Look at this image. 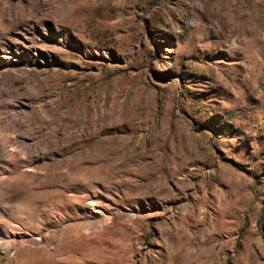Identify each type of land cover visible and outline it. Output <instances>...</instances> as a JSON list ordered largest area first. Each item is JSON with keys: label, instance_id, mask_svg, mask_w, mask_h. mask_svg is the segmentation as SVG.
I'll return each instance as SVG.
<instances>
[{"label": "rangeland", "instance_id": "1", "mask_svg": "<svg viewBox=\"0 0 264 264\" xmlns=\"http://www.w3.org/2000/svg\"><path fill=\"white\" fill-rule=\"evenodd\" d=\"M0 24L49 30L42 105L87 128L0 159L20 264H264V0H0Z\"/></svg>", "mask_w": 264, "mask_h": 264}, {"label": "bare ground", "instance_id": "2", "mask_svg": "<svg viewBox=\"0 0 264 264\" xmlns=\"http://www.w3.org/2000/svg\"><path fill=\"white\" fill-rule=\"evenodd\" d=\"M56 37L61 39V43L68 45V40L60 32ZM38 39H51L49 30L38 28L36 32H33L21 27L13 32L0 24V89L7 91L10 89L17 95V98L10 99L7 104L0 106V109H3L0 111V130L5 127L17 128V134H22L27 138V141L24 139L17 141L8 138L9 135L0 136V140H3L2 143L10 142V144L7 143L8 145L0 143V159L10 163L11 166L18 163L19 155L23 152L34 157L39 155V152L50 156H63L64 150L70 146L71 140L79 143L87 129L81 125L72 129L73 126L65 119L64 113H62L63 117L60 121L53 123L52 111L42 105L44 104L43 98L50 102L53 100V95L44 86L47 71L42 69L41 73L37 75L38 64L39 62L46 63L47 60L53 62L57 60V57L49 51H43L42 46L37 43ZM36 77H41L40 82L36 81ZM38 85L40 89H38ZM35 89L38 91L36 97L31 95ZM36 105L45 108L46 113L41 117L35 110ZM97 124V122L92 124V128L96 130ZM39 143L41 145H38ZM0 182H6L3 187L0 185V189L3 190L0 192V197L11 196L9 182L7 180ZM0 236L5 239L0 242V264H20L29 258L32 252L30 250L23 254L20 250L15 249L11 253L10 248L16 245L17 240L16 238L7 239L1 224Z\"/></svg>", "mask_w": 264, "mask_h": 264}]
</instances>
